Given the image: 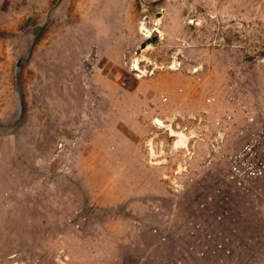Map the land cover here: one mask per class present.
Instances as JSON below:
<instances>
[{
	"label": "rangeland",
	"instance_id": "374dc122",
	"mask_svg": "<svg viewBox=\"0 0 264 264\" xmlns=\"http://www.w3.org/2000/svg\"><path fill=\"white\" fill-rule=\"evenodd\" d=\"M250 117L264 0H0V264H264Z\"/></svg>",
	"mask_w": 264,
	"mask_h": 264
},
{
	"label": "built area",
	"instance_id": "2783aa9c",
	"mask_svg": "<svg viewBox=\"0 0 264 264\" xmlns=\"http://www.w3.org/2000/svg\"><path fill=\"white\" fill-rule=\"evenodd\" d=\"M252 127L250 137L239 150L229 158L228 169L231 179H239L244 184L264 177V123L256 117L247 121Z\"/></svg>",
	"mask_w": 264,
	"mask_h": 264
},
{
	"label": "bare ground",
	"instance_id": "6f19581e",
	"mask_svg": "<svg viewBox=\"0 0 264 264\" xmlns=\"http://www.w3.org/2000/svg\"><path fill=\"white\" fill-rule=\"evenodd\" d=\"M158 122H159V121H158ZM158 124L160 125V124H162V122H159ZM179 137H180V139L178 140L177 145H178V146H184L185 143H186V142H185L186 140H185L184 136L181 135V136H179Z\"/></svg>",
	"mask_w": 264,
	"mask_h": 264
},
{
	"label": "water",
	"instance_id": "95a60500",
	"mask_svg": "<svg viewBox=\"0 0 264 264\" xmlns=\"http://www.w3.org/2000/svg\"><path fill=\"white\" fill-rule=\"evenodd\" d=\"M19 66H20V63H19Z\"/></svg>",
	"mask_w": 264,
	"mask_h": 264
}]
</instances>
